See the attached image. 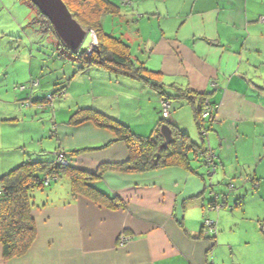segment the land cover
Returning a JSON list of instances; mask_svg holds the SVG:
<instances>
[{
	"label": "crops",
	"instance_id": "crops-1",
	"mask_svg": "<svg viewBox=\"0 0 264 264\" xmlns=\"http://www.w3.org/2000/svg\"><path fill=\"white\" fill-rule=\"evenodd\" d=\"M108 1L120 7V0ZM24 6L29 7L23 0H0L1 11L13 10L22 20L12 18L9 31L20 38L31 19L30 13L23 15ZM123 8L119 17L125 32L118 38L130 52L137 49L134 64L158 73L168 93L179 88L205 94L216 107L203 145L196 139L190 105L173 101L168 118L194 143L210 149L215 173L205 177L197 154L189 155L191 170L104 171L92 184L120 200L116 207L73 197L69 179L63 177L66 184L61 189L33 195L36 237L30 249L4 260L0 246V264H264V0H132ZM108 17L102 18L104 31ZM40 36L41 45L57 48L58 41L39 29L31 36L30 55L33 40ZM36 54L31 58L38 66L30 62L29 80L44 73L39 57L43 50ZM51 83L53 88L65 87L59 102L69 106L73 101L75 108L58 104L48 112V131L42 128L31 137L49 145L39 151L32 148L33 159L53 160L57 150L87 148L72 156L71 165L89 174L102 165L128 160L123 142L107 145L115 137L110 131L91 122L68 124L67 116L80 108L95 109L141 137L151 136L162 119L160 97L145 81L94 67L83 72L71 67ZM101 90L104 96L116 93V98L99 96ZM129 97L136 101L130 113L124 104ZM115 101L125 108L110 109ZM137 115L141 123L133 119ZM0 144L9 152L22 146L13 139ZM23 159L0 170V177ZM205 219L216 224V234L200 235ZM120 236L129 239L121 244Z\"/></svg>",
	"mask_w": 264,
	"mask_h": 264
},
{
	"label": "trees",
	"instance_id": "trees-1",
	"mask_svg": "<svg viewBox=\"0 0 264 264\" xmlns=\"http://www.w3.org/2000/svg\"><path fill=\"white\" fill-rule=\"evenodd\" d=\"M37 15L34 23L39 25V29L44 35H53L50 23L39 13V11L28 1L23 0ZM73 18L84 29L90 30L95 36V44H89L85 50L79 49L72 53V58H67L64 52L70 51L57 39V48L53 54H57L58 59H65L75 65L77 72L86 71L89 68H97L113 75L126 77L133 80L145 81L150 88L167 102L184 101L193 110L194 123L202 142L206 138L212 115L203 120L201 115L204 111L205 94L194 93L190 90L175 88L174 92L168 93L159 82V74L149 71L143 64H134L129 46L120 38L113 37L104 32L102 28V18L104 16H120V7L111 4L108 0H62ZM30 91L40 85L38 80L30 78ZM33 82L38 85L31 88ZM22 88V89H21ZM20 88L25 91L24 86ZM65 87L61 86L56 90L47 93L46 97H36L33 92L27 95V107H39L41 111L49 113L54 111V101L64 94ZM162 114V113H161ZM170 115V109H169ZM91 122L95 127L106 129L114 134V140L109 142H123L128 149L129 158L120 164L102 165L95 174L81 171L71 165L72 156L78 155L81 149L64 152L57 150L53 153V160L33 159L28 155L27 161L17 164L9 172L0 177V246L4 260L14 257H21L27 253L36 237V227L31 215L33 207V193L48 188L52 183L67 177L70 184V193L73 197L83 196L99 204H110L119 206L120 200L108 197L92 184L94 180L100 178L104 171H117L122 173H146L162 167H180L191 170L189 155H198L200 163L206 168L205 177L208 176L207 162L203 155L210 152V149H203L202 145L194 143L187 133L181 131L175 125L162 119L158 122L157 128L151 136L141 137L134 134L127 125H124L103 113L92 108H80L69 118L68 124L72 126ZM165 124L171 130L172 142L163 147L164 140L159 129ZM204 133V134H203ZM106 145V146H107ZM62 153L69 164L63 166L56 161V154ZM156 154L159 155L157 163L154 164ZM213 165L215 163L212 162ZM214 175V174H213ZM211 178V177H210ZM48 184L45 185V181ZM116 201V202H115ZM203 233L201 228L200 235Z\"/></svg>",
	"mask_w": 264,
	"mask_h": 264
},
{
	"label": "rangeland",
	"instance_id": "rangeland-1",
	"mask_svg": "<svg viewBox=\"0 0 264 264\" xmlns=\"http://www.w3.org/2000/svg\"><path fill=\"white\" fill-rule=\"evenodd\" d=\"M120 7L124 9L121 5ZM23 10H25L23 15L26 17V15L30 13L31 19L28 21V24L23 27L24 35L21 36V38L16 37L14 34H9V31L12 28L11 23H13L12 18L15 19L14 17H16V19L21 20L19 16L13 10H0V142L13 139L15 143L19 142L21 143L20 145H22L20 146V148L11 150L9 152L8 150L3 149L0 144V170L3 169L2 171H5L8 165H11V163L16 161V159L18 158L20 159L24 157L23 160L26 161L28 159L27 155H30V157L32 158V152H30L32 148H34L35 151H39L49 145L48 141L45 139L42 142H37L31 137L32 133L38 132L42 130V128L43 130L48 131L47 126L49 120H47V117L48 112H50L49 108L47 109V111H41L39 109L40 106L34 108L27 107L26 103L29 102L27 100V95L30 94V92L34 91V96H39L41 98L46 97L45 95L48 91H52L56 87L59 88L62 86L56 85L53 88L51 83L52 78L54 79L57 74H61V71L64 69H68L71 67L77 68L75 65L69 63L65 59H58L57 54H53V49H55V46L53 44L42 43L41 45V43H39V41H42L41 36L40 39L33 40V53L30 55V42L32 41L30 39L31 36H35L38 34L39 25L33 22L37 15L34 13V11H32L31 8L24 6ZM120 20L122 19L119 16L108 17L104 32L106 34H112L113 37H120V34L125 32V24L123 25ZM27 35H29L30 38H28ZM12 36H15L17 39ZM93 37L94 36L89 33L86 36L80 49L85 50L90 43H93ZM51 39L57 40L54 36L51 37ZM43 42H45V40ZM39 48L42 49L44 53V55L39 57L41 58V60H44L40 62V64L45 69L41 77L39 75L35 76L34 78L35 80H38L40 82V85L34 90L30 91L28 71L31 61L33 62V66L35 65V68H37L38 66V63H35L36 61L31 57H37L36 51ZM130 53L132 55L131 57H133V60H135V57L138 53L137 49L135 47L132 48ZM64 54L67 58L70 59L73 56L71 51H66L64 52ZM64 82L67 83L66 80ZM22 86H24L25 91L21 92L20 88ZM97 92H99V96L101 97L110 96V98H116V93L114 92L113 94L111 92L105 93V96L102 94V90ZM131 98L132 97L127 98V101L124 100V104L127 103L126 108L124 104L122 105V103L117 106L118 102L115 101V105H109L111 107L110 109L117 110L119 107L120 109H122V106H124L125 110L130 113L134 109V106L136 107V101H132ZM89 99H91V97ZM110 100L112 101L113 99ZM59 101V98L55 99L53 105L55 107H57L58 104H62L65 107L68 106L67 103H61ZM158 106L160 107V104ZM68 107L69 109H74V102L71 101ZM138 118H140L139 115H137L136 118L133 119H137V121L141 123V120H139ZM67 119L69 120L68 116ZM128 119L130 121L129 116ZM195 134L198 143H200V139L198 137L199 135L197 134V132H195ZM32 141H34V145L31 146ZM11 144L15 146L14 143ZM64 184H66L65 181L61 179L59 183H52L48 188H45L42 191L38 190L34 192L33 195L37 196L39 195V193L46 194L47 192H52L54 188H56L57 190L61 189Z\"/></svg>",
	"mask_w": 264,
	"mask_h": 264
},
{
	"label": "water",
	"instance_id": "water-1",
	"mask_svg": "<svg viewBox=\"0 0 264 264\" xmlns=\"http://www.w3.org/2000/svg\"><path fill=\"white\" fill-rule=\"evenodd\" d=\"M39 13L50 23L55 37L63 46L71 52L76 53L82 46L86 36L91 33L84 29L73 18L62 0H28ZM166 147L172 142L170 128L163 124L159 129ZM159 155L156 154L154 164L157 163Z\"/></svg>",
	"mask_w": 264,
	"mask_h": 264
},
{
	"label": "built area",
	"instance_id": "built-area-1",
	"mask_svg": "<svg viewBox=\"0 0 264 264\" xmlns=\"http://www.w3.org/2000/svg\"><path fill=\"white\" fill-rule=\"evenodd\" d=\"M120 5L122 7H129L132 5V0H120ZM91 34H93L91 32ZM94 43H95V40H94ZM38 85L37 82H33L32 85H31V88L33 87H36ZM22 89V88H21ZM159 104H160V108H161V113H162V117L164 119H168L169 118V109H170V103L163 100V99H160L159 100ZM205 107H204V111L201 115V118L203 120H207L211 115H213V112L214 110L216 109V107L214 106H211L207 100L205 101ZM204 134V133H203ZM205 161L208 163L207 164V168L209 169L208 170V176H212L214 173H215V170H216V165L212 162H214V158H215V155L212 153V152H208L206 153L205 155H203ZM56 161L57 163L63 165V166H66L69 164L68 160L65 159L64 155L62 153H57L56 154ZM48 181L49 180H46L45 181V185L48 184ZM230 189L233 188V185H230L229 186ZM216 209H219L218 207H216ZM216 224L209 220V219H205L203 221V224H202V227H203V232L206 234V235H209V236H212L214 234H216ZM129 238L127 236H120V243L123 244L125 243Z\"/></svg>",
	"mask_w": 264,
	"mask_h": 264
}]
</instances>
